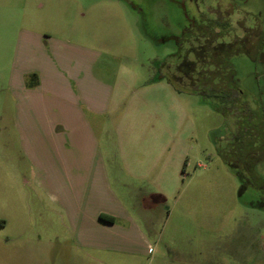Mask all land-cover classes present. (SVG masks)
<instances>
[{
	"label": "rangeland",
	"instance_id": "1",
	"mask_svg": "<svg viewBox=\"0 0 264 264\" xmlns=\"http://www.w3.org/2000/svg\"><path fill=\"white\" fill-rule=\"evenodd\" d=\"M32 29L97 45L112 58L104 57L102 74L114 80V102L102 116L107 122L95 121L110 192L132 214L149 208L153 218L141 215V227L159 231L169 257L264 264V0H0V264L39 263L51 241L56 263L97 264L87 262L95 253L67 247L66 222L35 183L43 177L16 133L13 61L19 34ZM221 48L239 103L178 92L167 78L152 81L169 77L188 54ZM127 155L160 165L146 186L128 174ZM236 171L247 187L242 194ZM104 180L97 172L106 203ZM117 255L102 264H126L128 256Z\"/></svg>",
	"mask_w": 264,
	"mask_h": 264
},
{
	"label": "crops",
	"instance_id": "2",
	"mask_svg": "<svg viewBox=\"0 0 264 264\" xmlns=\"http://www.w3.org/2000/svg\"><path fill=\"white\" fill-rule=\"evenodd\" d=\"M104 57L113 64L110 55L97 45L38 29L22 30L19 34L11 76L13 118L22 149L43 177L35 183L47 190L53 210L65 220L69 241L72 240L69 250L76 246L82 252L95 253L88 256L87 262L102 264L105 255L118 257L124 253L128 256L126 264H193L180 255L178 261L169 257V246L160 245L159 231L142 229L139 217L146 216L150 221L153 218L148 216L149 208H141L139 214L134 210L132 214L110 192L106 158L95 123L107 122L102 116L110 113L116 94L114 80L103 81ZM124 118L117 127L124 124ZM123 161L128 174L142 186H146L153 172H159L158 162L151 168L150 157L135 155L130 159L127 155ZM117 169L118 166L112 171ZM97 172L105 178L103 187L109 200L106 203L98 193L102 185L96 182ZM113 178L120 177L115 174ZM101 214L114 220L103 221ZM54 248L51 241L40 249L42 259L35 264H79L76 260L56 263Z\"/></svg>",
	"mask_w": 264,
	"mask_h": 264
},
{
	"label": "trees",
	"instance_id": "3",
	"mask_svg": "<svg viewBox=\"0 0 264 264\" xmlns=\"http://www.w3.org/2000/svg\"><path fill=\"white\" fill-rule=\"evenodd\" d=\"M176 40L178 36H173ZM167 38L164 40L157 39L158 43L167 42L171 39ZM191 50H196V47L189 48L188 52ZM224 51H227L224 48ZM223 53V48L216 52L213 56L207 51H199L198 57H190L186 55L183 57L182 61L176 66L169 77L165 74L156 75L152 81H161L163 79L168 80V82L178 91V92H188L199 94L202 97H212L218 99L220 102H231L239 103V93L236 88H234L237 80L234 78L232 72L227 71L223 66L224 61L226 62V57L219 55ZM226 52H224L225 55ZM177 53L171 54V57L175 56ZM162 64V62H159ZM224 74V78L223 75ZM231 84V87H229ZM233 86V87H232ZM213 108L216 111L224 113L221 107L217 105ZM238 173V178L241 181L240 193L246 189V184L243 183L244 177L241 172ZM262 203L261 205H263ZM101 220L103 221H113L114 217L107 214H101Z\"/></svg>",
	"mask_w": 264,
	"mask_h": 264
}]
</instances>
